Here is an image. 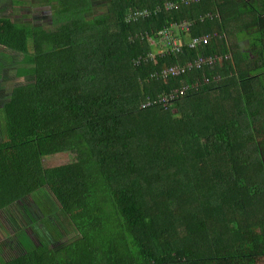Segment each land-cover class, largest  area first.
Returning <instances> with one entry per match:
<instances>
[{"label":"trees","instance_id":"trees-1","mask_svg":"<svg viewBox=\"0 0 264 264\" xmlns=\"http://www.w3.org/2000/svg\"><path fill=\"white\" fill-rule=\"evenodd\" d=\"M36 1L49 25L0 16L28 81L0 103V213L27 226L0 264H264V0ZM172 23L208 43L161 54Z\"/></svg>","mask_w":264,"mask_h":264},{"label":"rangeland","instance_id":"rangeland-1","mask_svg":"<svg viewBox=\"0 0 264 264\" xmlns=\"http://www.w3.org/2000/svg\"><path fill=\"white\" fill-rule=\"evenodd\" d=\"M2 2L3 3L5 2V4L4 6L2 4L1 7L7 10L6 13L9 14L8 16H6V18L10 19V21L13 23H17V24L32 23L33 25H36V24L49 25L50 23V21H48V19L45 18L46 14L49 15V12L47 11V9L49 8L47 6H38L36 9L32 7L33 4L36 3L33 0H3ZM7 2H11L13 3V5L11 6ZM101 5H103V7H100ZM104 6H105V0H103V2L100 4H96L95 7L93 8L92 13L93 14L99 13L100 10L104 8ZM40 7L45 8V11H42ZM187 34L189 35V32ZM160 42H163V41L160 40ZM240 44L242 48H246L247 41L241 40ZM158 45H161V43H158ZM13 57L14 56H11L10 54L6 55L3 52L0 53V97H1L0 103L6 100L10 89H12L15 85H24L28 83L25 77L18 78L16 75L17 68L21 67L20 64L18 63V61H20L21 59V56H17L16 59ZM8 67H11V69L7 71V74L3 75L4 73H6V70ZM3 68H5L4 71H2ZM1 114H2V117L0 119V122H2V118H3V128H4L5 127L4 115L2 112ZM1 132H2V127L0 126V133ZM73 160H74L73 156L71 157L68 154H57V155L47 157L46 159H44L43 164L45 168H53V167H58L61 165L69 164ZM37 193H40V195L43 196L44 197L43 199L45 200V201H40L39 203H36V205L39 208L38 213L41 214V216H43V211H45L44 223L46 224V227H51L53 223L52 221L55 220L54 223H57L59 227L57 231L63 234V239L60 242L63 243V242H69L70 240H73L74 235L72 233L65 234L64 230L61 228L63 218L56 216V219H54L53 217L52 211L57 212L59 208H58V205H56L55 201L53 200L52 196H50L45 191H42V189L39 190ZM35 194H33L32 196H34ZM44 202L46 206L44 207V209H41L39 205L44 204ZM19 206H20L19 204L11 208L9 206V208L7 207L8 213L7 212L0 213V258L5 261L17 258V260L20 262L21 259L18 257L20 255L21 249L23 250L25 249L24 239L18 240L20 242H23L20 244L21 248L17 244V242L13 240L15 234L20 229L27 227L25 224L20 222V220L18 219L19 212H20V209L18 208ZM11 218H14L15 221H12ZM15 222H18L20 227H17ZM45 229L46 231H44L45 232L44 234L47 236L48 228H45ZM26 231L28 233H31L30 229H26Z\"/></svg>","mask_w":264,"mask_h":264},{"label":"built area","instance_id":"built-area-1","mask_svg":"<svg viewBox=\"0 0 264 264\" xmlns=\"http://www.w3.org/2000/svg\"><path fill=\"white\" fill-rule=\"evenodd\" d=\"M189 1H191V3L198 2V0H189ZM186 3H188V1H186ZM174 8H176L174 5H171V4L165 5L166 10H172ZM187 29H188V26H183V25L181 26V25H177L175 23V24L170 25V27L168 29L161 31L159 33V38H158L159 40L157 41V44L161 43V46L163 45V47L165 48L164 50H160L161 54L164 55L165 53L170 54L173 52L180 51L181 45L177 41L175 36L181 31H187ZM178 30H179V32H178ZM160 40H162L163 42H160ZM207 43H208L207 37H193V38H191L190 42L188 43V47L194 49L195 47H198L201 45H206ZM216 62L220 63L221 58L212 57V58L204 59V60L195 62L194 65L196 67H199L203 63H205L207 65H213ZM185 67L188 69L191 68V63L187 64ZM183 69L184 68H181V70H180L179 67H174V68H171L170 71H171V73L178 75L181 72H183ZM204 82L208 83V80L205 79Z\"/></svg>","mask_w":264,"mask_h":264},{"label":"crops","instance_id":"crops-1","mask_svg":"<svg viewBox=\"0 0 264 264\" xmlns=\"http://www.w3.org/2000/svg\"><path fill=\"white\" fill-rule=\"evenodd\" d=\"M3 0H0V16L1 17H5L6 18V16H8L9 14L8 13H6L7 12V10H5V9H3L2 7H1V5L3 4V6H4V4H5V2L3 3L2 2ZM34 1V0H33ZM36 3H34L33 4V6L32 7H34V8H36L37 9V7L38 6H46V5H42V2H37V1H35ZM8 4H10L11 6L13 5V3H11V2H7ZM165 5H167V4H165ZM165 5H164V7H165ZM11 9V8H10ZM166 10V9H165ZM166 11H171V10H166ZM172 24H175V23H172ZM171 25V24H170ZM170 27V26H169ZM168 27V28H169ZM176 38H178L179 36H178V34L175 36ZM180 38V37H179ZM181 39V38H180Z\"/></svg>","mask_w":264,"mask_h":264},{"label":"clouds","instance_id":"clouds-1","mask_svg":"<svg viewBox=\"0 0 264 264\" xmlns=\"http://www.w3.org/2000/svg\"><path fill=\"white\" fill-rule=\"evenodd\" d=\"M34 1H36V0H34ZM172 25V24H171ZM188 29H189V27H188ZM187 29V31H181V32H179L178 33V36L180 37V35H181V33H183V37L185 38L184 39V41L186 42V45L188 46V43L190 42V40H191V38L189 37V35L187 34L188 32H189V30ZM176 38L177 39V41L180 43V45H181V47H182V45L184 44V42H182L181 40L183 39H180V38ZM196 37H200V36H196ZM202 37V36H201ZM181 49V48H180ZM217 58H220V57H217ZM221 60H222V58H221ZM221 63V62H220ZM187 65V64H186ZM185 65V66H186ZM164 72H166V71H164ZM205 79H207V78H205ZM204 79V80H205ZM204 80H203V82H204ZM208 80V79H207ZM204 83H206V82H204ZM207 84V83H206Z\"/></svg>","mask_w":264,"mask_h":264},{"label":"flooded vegetation","instance_id":"flooded-vegetation-1","mask_svg":"<svg viewBox=\"0 0 264 264\" xmlns=\"http://www.w3.org/2000/svg\"><path fill=\"white\" fill-rule=\"evenodd\" d=\"M45 18L48 19V20H50L49 15H47V14L45 15Z\"/></svg>","mask_w":264,"mask_h":264},{"label":"bare ground","instance_id":"bare-ground-1","mask_svg":"<svg viewBox=\"0 0 264 264\" xmlns=\"http://www.w3.org/2000/svg\"><path fill=\"white\" fill-rule=\"evenodd\" d=\"M163 49V48H162Z\"/></svg>","mask_w":264,"mask_h":264}]
</instances>
